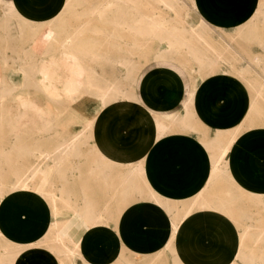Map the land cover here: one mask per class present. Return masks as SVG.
Returning a JSON list of instances; mask_svg holds the SVG:
<instances>
[{
  "label": "crops",
  "instance_id": "obj_1",
  "mask_svg": "<svg viewBox=\"0 0 264 264\" xmlns=\"http://www.w3.org/2000/svg\"><path fill=\"white\" fill-rule=\"evenodd\" d=\"M261 1L195 0L200 16L217 28V32L228 34L236 33L239 25L249 21ZM64 5L65 0H0V91L3 86L17 91L18 87L31 84L27 72L32 74L34 64L43 58L48 60L50 53H56L58 65L63 64L60 54L64 51L66 38ZM52 15L51 21L56 22V28L50 31L48 23ZM109 48H113V41L110 43L105 37L104 49ZM86 49L81 47L79 53L95 84H101L97 82V70L101 69L105 70L106 78L116 76L120 71L124 76L123 83L127 81L125 67L115 63L109 65L107 60L103 61L104 52ZM8 52H14L15 56L7 57ZM10 60L16 70L14 76L4 72ZM152 61V65L143 66L135 77L133 95L136 100L114 101L104 107L94 103L89 110L77 109L68 133L86 134V119L95 117L87 145L98 146L115 159L120 172H126L132 165H142L150 187L177 204L195 196L204 186L206 173L212 166L204 135L193 127L206 130L209 137H214L218 129H235L247 111L251 92L245 82L233 73L218 71L204 77L196 76L195 111L190 118L192 126L169 125V129L161 133L156 119L171 114L185 116L183 103L190 96L193 80L190 73L174 60ZM29 94L20 95L18 100L9 94L0 98V118L18 116L17 113L22 111L19 107L32 97V91ZM40 101L48 109V101L43 94ZM77 124H80L79 129ZM5 136L13 140L11 135ZM246 139L245 143L240 140L233 143L236 156L232 158L239 164L245 161L242 156H247L245 162L252 168L251 175L264 182V126L250 129ZM42 145L48 149L54 144L49 137H43ZM78 161L76 158L74 164ZM27 163L22 161L19 166ZM195 166L199 167L198 171L187 178V173ZM73 177V180L79 178L80 188L76 190L74 187L72 199L77 203H82L85 197L91 200L94 210L105 216L104 223L90 227L80 213L68 210L66 219L56 220L45 197L27 189L8 192L1 197L6 199L4 203L0 198V234L14 245L33 244L28 256L18 264H61L58 254L44 243V234L49 232L53 222L64 219L61 223H67L61 227L62 232L69 234L79 249L74 264H111L122 254L133 256L145 264L164 249L171 233L169 211L148 197L144 183H139L141 187L125 196V204L114 216L118 207L113 203L112 188L106 181L87 174L84 177L75 174ZM12 178L10 176L8 181ZM82 183L88 187L81 189ZM216 215L217 212L205 209L192 212L183 223L184 232L179 242L190 244L195 256L222 260L221 264L231 263L236 257L222 237L227 232L229 240H232L231 234L236 232V227L231 220L224 222ZM136 252L140 254L139 259Z\"/></svg>",
  "mask_w": 264,
  "mask_h": 264
},
{
  "label": "rangeland",
  "instance_id": "obj_2",
  "mask_svg": "<svg viewBox=\"0 0 264 264\" xmlns=\"http://www.w3.org/2000/svg\"><path fill=\"white\" fill-rule=\"evenodd\" d=\"M171 2L173 7L164 2H158V0H65L64 13L66 21L64 29L66 38L64 41L67 38L73 39L88 48L87 51L104 52L103 61L107 60L109 65L115 63L119 67H125L126 71L124 72L125 77L128 78L127 81L123 83L122 78L124 76L120 74V71L116 76L106 78L105 70L101 69L97 70V82L101 84H95L92 78L93 75L84 68L82 55L79 54V57L72 61L67 58V51L64 50L60 54V60L63 64H57L58 59L55 52L50 53L48 60L43 58L38 64H34L32 74L27 72V76L31 77L29 80L31 84L18 87L17 91L3 86L0 91L2 99L9 94L14 100H18V96L28 95L32 91V97L22 104L23 107H19L22 111L17 113L18 116L0 118V151L2 152L0 154V198L8 192L27 189L42 195L48 200L55 213L52 215L53 219H66L68 216L66 210H68L80 213L85 222H88L86 224L93 227L98 223H104L103 218L105 216L103 213L94 210V204L88 198L85 197L82 203H77L72 199L74 187L76 190L80 188L79 178L73 180V175L78 174L79 177H84L87 174L95 176L97 180L100 177L102 182L106 181L107 185L112 188L113 203L118 207V211L116 214L114 213V216L118 215L121 206L125 204L127 200L125 196L133 189L141 187L139 183H144L148 191V197L154 199L157 205L163 206L162 208L165 207L169 211L168 220L170 219L171 229V234L167 243H165L164 249L145 264H174L176 261L173 258L178 256V252L179 254H188L187 250L192 249L191 245L182 244L179 242V237L184 232V221L195 210L205 209L214 213L217 212V217L221 216V206L219 205L221 187H224V192L227 189L231 190L230 192L233 194L238 192L234 187L237 180L232 176V174H235L234 165L236 162L232 157L236 156V150L231 145L228 150L229 160L227 163H223L217 147L218 137L223 139L227 133L219 134L217 131L214 137H209L206 130L203 131L195 125L196 127L193 128L199 129L203 133L204 143L210 149L212 166L206 173L204 186L196 192L195 196L190 200L177 202L176 204L150 187L145 176V168L142 165H132L128 167L126 172H120L119 167L115 165L118 163L115 159L107 156L98 146L87 145L92 136L95 117L91 118L92 120L86 119L84 126L86 134H74V132L69 134L68 130L71 131L69 127L75 121L73 119L75 112L77 109L89 110L94 103L104 107L114 101L135 99L133 92L137 73L143 66L147 68L152 65V60L157 59L158 55L162 56L161 59L174 60L190 73L193 80L191 93L194 94H196L194 88L196 76L204 77L218 71L233 73L241 78L251 92L249 101L253 99L254 95L261 94L255 91V87L258 85L255 86L254 83L257 84L264 80V0L261 1L254 16L249 21L239 25L234 34L217 32V28L209 25L200 16L192 0H171ZM104 8L107 10L103 16H100L97 11ZM49 18L48 28L51 31L56 28V22L51 21L53 15ZM157 21L161 22L166 29L147 30V28H144L139 30L140 24L156 23ZM105 37H107L108 42L113 41V48L104 49ZM9 49L13 50V48ZM6 55L9 58L15 56L14 52H8ZM255 56L261 57L259 66L252 61ZM11 61L7 63L4 72L14 76L16 70H14ZM240 69L246 71L245 75L240 73ZM86 75L90 77L92 86L87 84ZM113 85L124 92L126 91L125 95L114 93L115 95H110L106 99L107 101L103 103L97 96L96 87ZM3 90H5V93H2ZM42 94L48 101V109L40 101ZM195 97H193V100L183 103L186 114L189 113L185 124H182L181 120L186 114L182 117L171 114L166 118L156 119L159 131L161 129L160 132L163 133L169 129V125L175 126L178 123L183 127L192 126L190 118L195 111ZM78 126L80 124H77ZM5 134L11 135L13 140L10 141ZM232 134H230L231 138H235V133ZM43 137L45 139L49 137L54 145L52 147L50 145L47 149L46 145H42ZM69 143L71 145L68 146ZM59 144L61 151L58 149ZM63 147L66 149H62ZM3 154L5 156H2ZM76 158H79V161L74 164ZM22 161L28 162L27 165L19 166ZM87 162H91L90 165ZM220 168L226 170L223 176L220 175ZM198 169L197 166L193 167L187 173V178L196 173ZM10 176L13 178L9 182L8 178ZM85 186L88 187V184L84 185L82 183L81 189ZM227 186L231 188L229 189ZM244 195V199L250 201L248 195L246 193ZM1 199V203L6 200L5 198ZM228 209L231 211L229 219L235 225L237 215L234 219L232 213V211H235L233 210L235 204L230 205ZM64 220H61V222ZM61 222H53L49 232L44 234L46 237L44 243L49 249L58 254L61 264H74L79 249L72 237L62 232V228L65 227L67 222H64V225ZM234 233L236 232L231 234L232 240H229L227 232H224L222 237V240L230 245L236 257L231 263L224 264H256V261L252 259H243L240 252L250 253V249L264 250V245L259 243L258 246L253 247L249 245V241L237 239ZM172 235L175 237H172ZM32 247L33 244L26 246L14 245L0 234V259L3 263L18 264L20 260L28 256L21 253L24 250L30 251ZM235 247L237 248L235 249ZM188 252L192 253L193 257L189 254L188 257L187 255L183 256L184 254L180 255L177 258L180 261L182 260L181 263L200 264L202 261V264L222 263V260H210L204 256H202L203 258L201 256L195 257L194 251L189 250ZM135 254L139 259L140 254L138 252ZM12 257L14 260H11ZM197 257L202 261H198ZM245 258L247 257L245 256ZM118 259L111 264H120L119 261L121 260V264L127 262H129L128 264H142L133 256H126L125 254H122ZM260 263L264 264L263 262H257V264Z\"/></svg>",
  "mask_w": 264,
  "mask_h": 264
},
{
  "label": "bare ground",
  "instance_id": "obj_3",
  "mask_svg": "<svg viewBox=\"0 0 264 264\" xmlns=\"http://www.w3.org/2000/svg\"><path fill=\"white\" fill-rule=\"evenodd\" d=\"M195 4V6L197 7L195 0H192ZM158 2H164L165 4H169V6H172V2L171 0H158ZM166 5V6H167ZM173 7V6H172ZM107 9L104 8L102 10H98L97 13L100 16H103L105 14V11ZM154 21V20H153ZM158 22V21H157ZM147 23V24H140V28L139 30H143L144 28L147 30H159L160 28H163V30L166 29V27L160 22L158 23ZM184 42V41H183ZM63 45L65 47L64 50L67 51V58L69 60H75L77 57H79V51H81V47H85L83 45H81L80 43H77L76 41H74L73 39H68L65 40L63 42ZM78 46V47H75ZM211 47V46H210ZM159 56V57H158ZM157 59H161L162 56L158 55ZM261 57L260 56H255L253 57L252 61L254 62V64H256L257 66L260 65L261 62ZM163 59V58H162ZM240 73L243 75H245V70L240 69L239 70ZM76 73V72H75ZM86 82L87 84L92 86V81H90V77L88 75H86ZM48 83V82H47ZM255 86V91H258L261 94L258 95H254L253 99L249 101L248 103V108L247 111L244 114V117L241 119V121L238 123L237 127L234 130H227V131H222V129H218V133H222L226 132L227 135L223 138V139H219L218 137V152H219V156L221 158V160L223 161V163H227V161L229 160V153L228 150L230 148L231 145H233V142H235L236 140H240L243 143H245V141H247L246 136H247V132L254 128H262V126H264V80L260 81V83H254ZM88 85V86H89ZM2 88V87H1ZM94 88V87H93ZM5 89V88H4ZM120 89V88H119ZM118 88H116L114 85L113 86H109V87H96V93L97 96L100 98V100L104 103L105 101H107L106 99L114 94V93H123V95H125V92L122 91L121 89L119 90ZM2 90V89H1ZM8 90V88H7ZM5 90H3L2 93ZM91 91V90H90ZM24 92V91H23ZM1 94V93H0ZM7 94V93H6ZM5 94V95H6ZM22 94V93H21ZM127 94V93H126ZM3 95V94H2ZM19 95V94H18ZM115 95V94H114ZM120 96V95H119ZM128 96V94H127ZM195 96L194 93H191L190 96L188 97V99L186 100L187 102L193 100V97ZM19 97V96H18ZM1 98V97H0ZM49 98V97H48ZM40 103V102H39ZM42 108V107H41ZM45 109V108H44ZM187 114H189L187 112ZM182 118L181 122L182 124L186 123V119H187V115ZM191 114V112H190ZM157 121V120H156ZM159 125V124H158ZM161 131V129H160ZM235 133V138H231L230 134ZM233 135V134H232ZM234 137V136H233ZM235 139V141H234ZM69 141V140H68ZM74 141V140H73ZM68 143V142H67ZM64 145V144H63ZM68 146L71 145L70 143L67 144ZM65 146V145H64ZM73 146V145H72ZM61 147L60 144L58 146L59 151H61ZM67 147V146H66ZM72 148V147H71ZM62 149H66V148H62ZM63 150V151H64ZM71 150V149H70ZM69 151V150H67ZM1 152V151H0ZM2 154V152L0 153ZM57 154V153H56ZM2 156H5L4 154ZM53 156V155H52ZM54 157V156H53ZM244 158V160H248V157L243 155L242 156ZM57 159V156H56ZM55 159V160H56ZM58 161V160H57ZM221 161V162H222ZM240 163L239 164L237 162H235L234 165V171L235 174H232V176H234L236 178L237 184L236 186L234 185V187L237 189L238 192L236 193H231V190H225L224 192V187L222 186V192L220 193V202L219 205L221 206V216L220 218L225 222L229 219V215L231 214V211L228 209V207H230V205L235 204V211H232V213L234 214V219H235V215H237L236 220H235V231H236V238L240 239V240H247L249 241V245L256 247L258 246L259 243L264 245V182H261L260 180L255 179L252 175H251V171L252 168L249 166V164H247L246 162ZM238 164V165H237ZM226 171V170H225ZM223 170V168H220V175H224L226 172ZM230 176V175H229ZM235 180V179H234ZM226 186V185H225ZM229 189L231 187L227 186ZM248 195V199L250 201H246L244 199L245 195ZM42 196V195H41ZM250 202V203H249ZM161 205V204H160ZM162 206V205H161ZM94 218V217H92ZM91 218V220H92ZM96 218V217H95ZM89 219V218H88ZM170 220V219H169ZM172 220V219H171ZM92 222V221H91ZM90 222V223H91ZM174 222V220H173ZM86 223H88L86 221ZM93 223V222H92ZM98 223V222H97ZM93 225V224H92ZM176 226V225H175ZM91 227V226H90ZM182 227V226H181ZM176 228V227H175ZM178 228V227H177ZM237 229V230H236ZM181 230V228H180ZM179 231V230H178ZM184 231V230H183ZM182 231V232H183ZM174 232V231H173ZM176 232V230H175ZM181 232V231H180ZM171 234V233H170ZM178 234V233H177ZM172 237H175L172 235ZM251 237V238H248ZM173 239V238H172ZM171 239V240H172ZM175 239V238H174ZM170 240V239H169ZM171 242V241H170ZM167 243V242H166ZM172 243V242H171ZM167 245V244H166ZM171 245V244H170ZM169 245V246H170ZM173 245V243H172ZM175 245V244H174ZM167 247V246H166ZM165 247V248H166ZM192 247V246H191ZM169 248V247H168ZM167 248V249H168ZM237 247H235L236 249ZM26 249V248H23ZM22 249V250H23ZM188 249V246H187ZM243 249L245 250V248L243 247ZM186 250V249H185ZM191 250V252H193V248L189 249ZM187 250V253L189 255H191L192 253H189ZM193 250V251H192ZM238 250V249H237ZM247 250V249H246ZM177 251V249H176ZM181 251V249H180ZM242 251V250H241ZM248 251V250H247ZM22 252V251H19ZM18 252V253H19ZM28 250H24L23 253L21 254H27L28 255ZM170 252V251H169ZM173 252V251H172ZM175 252V249H174ZM173 252V253H174ZM182 252V251H181ZM180 252V253H181ZM171 253V252H170ZM194 253V252H193ZM16 254V253H15ZM177 254V253H175ZM184 254V253H183ZM183 254H179L178 252V256L183 255ZM188 254L187 257L189 256ZM20 255V253H19ZM185 254L183 256H186ZM240 255L243 257V259H252L254 261L257 262H263L264 263V250H255V249H250V253H242L240 252ZM16 256V255H15ZM178 256H174V260L177 262V264H183L181 263V261L179 260V258H177ZM192 256V255H191ZM195 256V253H194ZM245 256L247 258H245ZM193 257V256H192ZM196 257V256H195ZM200 257V256H199ZM202 257V256H201ZM13 258V257H12ZM11 260H14V258ZM185 258V257H184ZM203 258V257H202ZM172 259V258H171ZM182 259V258H180ZM188 259V258H187ZM192 259V258H191ZM198 259V257H197ZM200 259V258H199ZM198 261H202L199 260ZM2 259H0V264H5L3 263V261H1ZM10 260V262H11ZM16 260V259H15ZM18 260V258H17ZM119 260V259H118ZM124 260V259H123ZM194 260V259H193ZM192 260V261H193ZM196 260V259H195ZM204 260V259H203ZM122 261V260H121ZM121 261H119V263L121 264ZM128 261V260H127ZM176 262L174 264H176ZM194 262V261H193ZM203 262V261H202ZM202 262L200 264H202ZM244 262V261H242ZM14 263V262H12ZM115 263V262H114ZM126 263V262H125ZM129 262H127L126 264H128ZM192 263V262H191ZM245 263V262H244ZM7 264V263H6ZM9 264V263H8ZM11 264V263H10ZM15 264V263H14ZM124 264V263H122ZM133 264V263H130ZM190 264V263H189ZM262 264V263H260Z\"/></svg>",
  "mask_w": 264,
  "mask_h": 264
}]
</instances>
